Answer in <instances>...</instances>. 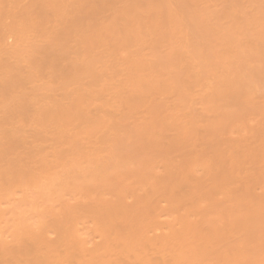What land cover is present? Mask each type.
Wrapping results in <instances>:
<instances>
[{
	"label": "bare ground",
	"instance_id": "obj_1",
	"mask_svg": "<svg viewBox=\"0 0 264 264\" xmlns=\"http://www.w3.org/2000/svg\"><path fill=\"white\" fill-rule=\"evenodd\" d=\"M250 64L260 68L264 84V0H0V161H8L16 150L20 155V149L28 148L21 150L24 158L16 157L17 164L25 159L22 165L0 167V187L19 184L23 175L21 182H26L25 171L29 173L32 168L26 160L37 155L31 153L32 148L47 141L40 132L54 127L63 132L66 129L73 136L70 130L81 133L86 120L92 123L91 116L100 121L92 123L99 126H95V133L89 129L90 122L88 130L84 128L92 132L91 136L100 132L98 129L126 130L120 135H127L122 137L128 138L131 146H125L128 143L119 137L124 141L120 149H127L123 151L126 157L120 158L129 161L133 156L129 165L132 173L139 170L138 179L141 174L147 175V182H138L141 191L133 192L129 203L114 196L99 201L103 197L100 191L99 198L90 200V207H86L89 200L82 204L88 214L83 206L80 211L74 209L76 198L74 208H70L76 211L74 216L70 209L57 207L62 214L68 213L69 218L64 215L66 221H73L75 214L80 220L88 215L97 219V234L88 223L89 235L84 229L87 236L80 232L85 240L77 232L81 227L70 228L71 220L57 226L52 220L50 223L46 213L55 209L53 205L47 206V211H36L45 217L43 223L48 218L45 225L57 227L53 238L51 232H46L51 235L45 238V230L39 228L41 220H36L39 226H33L44 238L32 234L37 240L17 239L19 242L12 241V245L0 239V264H264V85L255 75L248 78L255 69ZM252 79H256V85ZM249 84L260 89L262 96L252 85L256 91L251 90L253 96ZM23 125L44 131L35 134L40 129L33 128L26 137L16 130ZM61 133L51 141L69 143L67 148L53 144L62 148L60 153L69 149L68 155L63 154L68 156L65 165L71 157L69 152L74 155L67 161L73 166L68 167L72 172L77 169L76 174L68 176L78 183L95 177L101 185L98 177L108 176V170L116 166L107 167L110 160H105L101 152L100 157L106 161L101 164L108 170L98 173L100 154L92 152L96 144L90 153L97 163L87 164L91 168L86 163L83 166L86 159H81L80 153L87 149L81 146L83 138L75 134L83 144H78L74 136L69 142L71 136ZM101 133L94 136L96 143L105 138ZM106 139L101 143L103 148H109ZM71 142L83 149L78 145L73 149ZM53 145L59 153L58 146ZM75 155L82 162L74 160ZM14 158L9 161L14 163ZM34 158L28 162L34 164ZM113 158L110 155L111 161ZM120 158L116 159L123 162ZM89 170L94 173L92 177ZM53 172H49L50 177H54ZM62 172L59 174L71 184L72 177L67 179ZM77 172L79 177L88 175L76 179ZM58 178L54 177L55 181ZM104 181L110 186L108 180ZM46 183L51 187L37 184L44 190V197L58 188L53 191L55 184L50 179ZM82 184L83 188L76 187L86 190ZM108 185L101 187L114 189ZM104 191L105 196L112 192ZM80 212L87 216L82 217ZM32 221L26 223L31 225ZM15 224L17 233L22 234L24 226ZM89 239L91 244H87Z\"/></svg>",
	"mask_w": 264,
	"mask_h": 264
},
{
	"label": "rangeland",
	"instance_id": "obj_2",
	"mask_svg": "<svg viewBox=\"0 0 264 264\" xmlns=\"http://www.w3.org/2000/svg\"><path fill=\"white\" fill-rule=\"evenodd\" d=\"M252 64H253V63H252ZM252 64H250V65H252ZM255 66H256V65H254V66L252 65L251 69H254ZM253 67H254V68H253ZM256 68H257L258 70H257ZM256 68L253 70V75L251 74L252 76L249 75V74H250V71H251L250 69H249L250 71H249V72H246L245 74L247 75V73H249V74H248V75H249L248 78H250V77L253 78V76L255 75V78L258 79V81H260L259 84H260V85L262 84V86H263V85H264V84L262 83L263 79H261V78H263V77H260L261 75L259 76V73L261 72V70H260V68H258V67H256ZM256 70H257V71H256ZM259 70H260V72H258ZM244 72H245V70L243 71V73H244ZM257 72H258V73H257ZM243 73H242V74H243ZM251 73H252V72H251ZM245 74H244V76H245V84L247 85V84H248V83H247V82H248V78H247L248 75L246 76ZM260 74H262V73H260ZM262 76H264V75H262ZM259 77H260V79H259ZM250 79H251V78H250ZM256 79H252V80H254V82H252V83H255V80H256ZM256 82H257V81H256ZM250 84H251V81H250ZM250 84H249V85H250ZM257 84H258V82H257ZM252 85H253V84H252ZM252 85H250L249 89L252 87ZM255 85H256V83H255ZM255 85H253V86H255ZM260 85H259V86H260ZM246 87H248V86H246ZM263 87H264V86H263ZM255 88H256V86H255ZM255 88L252 87L250 90H249L248 88H247V89H248L250 92H252L251 90H252V89L254 90ZM261 88H262V87H261ZM257 89H258V88H256L255 90H257ZM263 89H264V88H263ZM263 89H262V90H263ZM255 90H254L253 92H256ZM258 90L260 91V89H258ZM258 90H257V91H258ZM253 92H252V95L255 96V95L253 94ZM263 92H264V90H263ZM257 93H258V92H257ZM259 93H260V95L262 96V94H261L262 92L260 91ZM250 95H251V94H250ZM256 96H257V95H256ZM257 97H260V96H257ZM255 98H256V97H255ZM261 98H263V100H264V95H263V97H261ZM256 99L258 100V98H256ZM259 99H260V98H259ZM259 101H261V100H259ZM86 117H87V116H86ZM86 117H83V118H86ZM89 117H90V116H89ZM91 118H92V123H95V124H96V121H97L98 119H97V120L95 119V120H96V121H95V120H93V118H94L93 116H91ZM88 119L90 120V118H88ZM82 120H83V122L85 121V119H82ZM90 121H91V120H90ZM90 121L86 120L87 125H86L85 123H82V126H83L84 124L87 126V130H88V128H89V126H88V122H90ZM94 121H95V122H94ZM99 122H100V121L98 120L97 123H99ZM90 123H91V122H90ZM92 123L89 124V125H90V126L92 125L91 127H92L93 130H91V127H90L89 129H90V131H94V133H95V130L97 131V129L95 128V126H96L97 124H96V125H93ZM51 125H55V123H54V124H51ZM80 125H81V124H80ZM242 125H243V124H242ZM86 126L82 127V129L80 128L81 126L79 127V128H80V131H81V133L79 132L80 135H79L77 129L72 128V129L70 130V132L73 131V132H72V135H73L74 137H76L75 134H78L77 136H79V139H81L80 137L83 138V143H84V144L82 143V140L80 141L79 139H77L78 137H76V138H74V139H76L77 141L79 140V141H78V142H79L78 144H81V143H82L83 145H81V146H84V145H85V147L87 148L86 150L84 149V151H83L82 153H80L81 156L83 157V158H81V159H83L84 161H85V159H86L87 162H86V161H85V162H82L81 159H80V157H79L80 160H77V159H78V158L76 157L77 154L75 155L76 159L73 158V159L76 160V161H81V162H82V163L79 162V165H80V163H81V164L86 163V165L88 164L89 166H90V165H93V166H94V165H95L94 162L97 160V159L95 158V155L98 156V154H100V155H99V157H100V156H102V155H101V152H102V154H103V152H104V155H105V156H104V155H103V156H104V158H106L105 160H110V161H111V159H110V155L113 156V157H116V158H117V157L120 158V157H123V156L126 157V154H124V153H126V151H127V149H125V148H126L125 146H126V145L131 146V145H130V143H128V140H127L128 138L125 139V138L122 137L123 134L120 135V133H122V132L125 133L126 130H124V129H123V131L120 130V133H119V132L117 131V129H119V128H115V130H113L112 127H111V129H109V128H108V129H103V130L98 129V131L100 130V132H98V133H101V132H102L103 134H102V133H101V134L104 135V137H105V138H102V140H100L101 137H102V135H101V137H100V139H99L100 142L98 141V142H99V144H98V142L96 143V141H97L96 139H97V138H96V139L94 138V136L99 137V136H97L98 133H97L96 135H94V136L92 135V136H93V138H92V136H91V133H92V132L89 134V131H86V130H85V129H86V128H85ZM130 126H131V125H130ZM77 127H78V126H77ZM96 127H97V126H96ZM127 127H129V124L127 125ZM33 128H34V127L29 126V128H28L29 130H28V129H27V125H26V126L23 125V126L17 127L16 130H17V131H20V133H22L21 135L24 136V134H25V136L27 137V136L29 135V131L32 132V129H33ZM84 128H85V129H84ZM97 128H99V126H98ZM121 128H122V127H120V129H121ZM30 129H31V130H30ZM34 129L37 130V129H40V128L35 127ZM59 129H60V128L49 127V128H47V131H46V130L44 131L43 128H42V130L44 131V133H43V132H40V131H42L41 129L38 130V133H37L36 131L34 132L35 134H39V132H40V133H41L40 137H42V136L44 135V137L47 139V141H46V140L44 139V137H43L42 139H44V141H46V143L43 141L44 143H39L38 146L36 145L37 148H36L35 146H33V147H35V148H32V150H31V153H32V154H35V153L37 154L36 156H35V155H32V156H33V158H34V157L38 158V161L36 160V158H34V164H33L32 162H28L29 160H32V159H31L32 156H31V157L28 156V157H30V159L26 160L28 165H29V163L32 164V165H31V166H32L31 170H32V169L34 170V171H33L34 173H31L30 168L27 166L28 169H29L30 171H29V173H26L27 170L25 169V170H26V171H25V176L28 175L27 179H29V180L25 179L26 182H24V181L21 182V181L23 180V178H24V175L21 174V175H23V176H22L23 178H22V180L19 178V180H20L19 184H18V182H17V185H16V183H13V184H15V185L9 183L10 185L8 184V185H9V186H8L7 183H6V186H7V187L3 184V185H4L3 189H4V188H5V190L8 189L7 191L3 190V189L1 188V187H2V184H0V185H1V187H0V197H1V198H0V199H1V200H0V204H1L0 206H1V207H0V209L2 210V211L0 210V223H1V224H0V225H1V228H0V239L4 242L3 244H6V243H7L8 245H12V243H11L12 241H14V242L16 243V242H19L18 240L22 241V240H27V239H29V240H35L36 238H37V239H40L39 237H40V236L42 237V236L46 235V232H51V233H53V232H54V229L57 228V227H56V228H51V227H54V226H57V225H61V224H65V223H67L69 220L72 221L73 218H72V219H68V220L66 221V220H65V219H66L65 216H66L68 213H67L66 215H65V214H62V212H61L57 207L62 208V209H70V208H74L76 202L74 203L75 200L73 201V199H75V198H76V200H77L78 202H77V204H76V206H75L74 209H76L77 211H78V210L80 211V209H82L81 206H83V205L85 204L86 200H89V201H87L88 203H87V206H86V207H90V206H88V204L91 202L90 200H92L95 196L98 197L100 191L103 193V195H99V196H103V197H102V199H99V201H101V200H104V201H105V199H106L107 201H109V200H112V199H109V198H112V197L114 196V199H117V198H115V197H118V198L122 199L123 201L129 203V202L131 201V199H132V193L135 192V191H141V190H140L141 187H140V185H138V184H139L138 182H142L143 180H144L143 182H147V175L141 174V176L143 175V177L140 176V179H138V178H139V175H140V171H139V170H138V171H139V173H138L139 175L137 174L138 171L135 172L136 174L133 172V173L135 174V178H134V174L132 173V171H133L134 169L132 170V169L129 168V165L132 164V163L130 164V162H131L130 160H131L132 157H133L131 154H130V157H131V156H132V157H131L130 160H129L130 157H129V158L127 157V159H128L129 161H123L124 157H123V159L120 158V160H122L123 162H121V161L119 162V160H117L116 158H115V159L113 158L114 160L112 159L111 163H110V161H108V163L113 164V165H109L108 163H106V161L104 162V158H103V157H100V158H102V159L99 158V159H98L99 161H98V160H97V161H98V165H99V167H100V169H101V172H99V171H100V170H99L98 173L101 174V173H103L102 169L105 170V169L103 168V167H105V165H103L104 163H106V166L108 165L107 167H110V169H111V167H114V166L117 167V165H119V167H118V168L114 167V169L112 168L113 171H112V169H111V171H109L108 168H106V170H108L109 173L111 172L110 174L108 173V174H109L108 176H105V175H102V174H101V176L98 177V175H97L96 177H98V179L100 180V181H98V182H100V184L102 183L101 185H99V183H97V181H96L97 178L95 179L94 176H93L94 178H89L90 176L92 177V175H94V173H92V172L89 170L92 174L90 173V175H89V177H88L89 179H86V178H85V180H87L88 182H89V180H90V182H93V183L95 184V186L93 187V185H90V184H93V183H90V182H89V184H88V182H86V181L83 182V179H82V183H83V184L80 183V182H79V183L82 184L83 186L86 185V186L84 187V188H86V190H85V189H81V190H80L79 187H80L81 185L77 182V180H76V181H73V180H74L73 178H75V177H72V176H74V174H76V170H77L76 168H78L79 166L76 167V165H75L76 168H74V170H75V169H76V170H75V171L73 170L74 172L71 171L72 169L68 168V167H71L72 165H69V162H68L67 160H70L73 154L70 155V152H69V156H71V157H70L69 159H66V160H65V162H67V164L65 165V164H64V158H67L68 156L65 157L64 155H66V154H64V153L66 152L67 155H68V152H67V151H69V149H68V150H63V151H65V152L62 151L63 153H60L61 150H59V149H62V148H60L59 146H61V147L64 148V147H65L67 144H69V143H68V142H61V141H58V140H56L57 142H55V140L51 141V139L56 138V134H58V133H61V132H62L61 134H63V133L65 132V133H64L65 135H66L67 133L69 134V131L67 132L66 129H65L66 131L64 130V132L61 131V130H59ZM73 129L76 130L77 133L75 132V134H74V130H73ZM129 129H131V127H129ZM53 130H54V131H53ZM127 130H128V128H127ZM17 131H15V134L17 133V136H18L20 133L18 134ZM121 131H122V132H121ZM124 131H125V132H124ZM128 131H129V130H128ZM128 131H127V133H129ZM66 132H67V133H66ZM13 133H14V132H13ZM32 133H33V132H32ZM42 133H43V134H42ZM235 133H236V131H235ZM235 133H234V131H233V134H235ZM68 134H67V135H68ZM236 134H237V133H236ZM65 135H63L64 138H65ZM19 136H20V135H19ZM49 136H50L51 138H49ZM69 136H71V135L69 134ZM73 136L69 137V138H70L69 142L71 141V139L73 140ZM123 136H124V135H123ZM125 136H127V135H125ZM125 136H124V137H125ZM20 137H21V136H20ZM119 137L122 138L123 140L125 139L126 142L128 143V144H125L123 150L120 149V148H122L123 146H120V143H121L122 141H121V142L119 141ZM28 138H29V137H28ZM28 138H27V139H28ZM66 138L69 139L68 136H67ZM106 138H107V139H106ZM42 139H41V140H42ZM104 139H106L107 144H109V148H110V149H109L108 147H106L105 145H104V146H105L106 148H103V147H102V146H103L102 144H103L104 141H105ZM28 140H30V139H28ZM103 140H104V141H103ZM101 141H102V142H101ZM52 142H53V143H52ZM54 142L57 143V144H60L59 146H58L57 144L55 145V146H58V150H57V151H58L59 153H57V152L55 151V150H56V147L53 145V144H55ZM73 142H74V141H73ZM75 142H76V141H75ZM123 142H124V141H123ZM123 142H122V143H123ZM126 142H125V143H126ZM50 143H51V144H50ZM71 143H72V142H71ZM71 143H70V144H71ZM76 143H77V142H76ZM76 143H75V145L72 143V144H73L72 148H73L74 146L77 147L78 144L76 145ZM101 143H102V144H101ZM105 143H106V142H105ZM72 144H71V145H72ZM95 144H96V147H95L96 149L93 148ZM52 145L55 147V148H54L55 150H53ZM64 145H65V146H64ZM71 145H69V146H71ZM99 145H100L101 147H100ZM123 145H124V143H123ZM85 147H84V148H85ZM66 148H67V146H66ZM66 148H65V149H66ZM68 148H69V147H68ZM70 148H71V147H70ZM92 148H93V149H92ZM97 148H98V149H97ZM132 148H133V147H132ZM23 149H24V150H23ZM23 149H20V153H21L20 155H21V156L18 154V150H16V151H15L16 153L13 154V156L11 155L9 160H11V158H12V160H13L14 156H15V158H16V157H18V155L20 156V159L24 158L25 155H24L23 152H25L26 150H28V148H26V149L23 148ZM73 149H75V147H74ZM76 149H77V148H76ZM78 149H83V148L79 147V145H78ZM78 149H77V150H78ZM89 149H90V150H89ZM91 149H92L93 151H92ZM137 149H138V148H137ZM21 150H22L23 152H22ZM52 150H53V151H52ZM95 150H96L97 152H96ZM128 150H129V149H128ZM139 150H140V149H139ZM139 150H138V152H139ZM141 150H142V149H141ZM35 151H36V152H35ZM50 151H51V152H56V153H54V154L51 153L50 155H48ZM70 151H71V150H70ZM80 151H81V150H80ZM91 151L93 152V154L95 153V155H93L92 153H90ZM123 151H125V152L123 153ZM133 151H134V150H132V152H133ZM142 151H143V150H142ZM75 152H76V151H75ZM75 152H74V150H73V153H75ZM77 152H78V151H77ZM77 152H76V153H77ZM86 152H87V153H86ZM22 153H23V155H22ZM31 153H30L29 155H31ZM85 153H86V155H85ZM96 153H97V154H96ZM106 153H107V154H106ZM129 153H131L130 150H129ZM141 153H142V152H141ZM141 153H140L139 155H142V157H143V161H144V160L146 161L147 159L144 158V156H143L144 154H141ZM63 154H64V155H63ZM82 154H84V155H82ZM108 154H109V156H108ZM127 154H128V153H127ZM16 155H17V156H16ZM51 155H52V156H51ZM53 155H55L57 158L54 157ZM57 155H58V156H57ZM59 155H60V156H59ZM135 155H136V153H135ZM135 155H134V156H135ZM22 156H23V157H22ZM73 156H74V155H73ZM127 156H128V155H127ZM137 156H138V155H137ZM21 157H22V158H21ZM142 157H139V156H138L137 158H142ZM15 158H14V159H15ZM97 158H98V157H97ZM133 158H134V157H133ZM137 158H136V159H137ZM49 159H52V160H50V162H49ZM9 160H8V161H7V160H1V161H0V167L2 166V168L5 169V166H3V165H6V166L9 167V166H12V165L17 164V158H16V161L14 160V161H15L14 163H11L12 160H11V162H10ZM24 160H25V159H23V161H21V160H18V161L24 162ZM39 160H40V161H39ZM71 160H72V159H71ZM71 160H70V161H71ZM137 160H138V159H137ZM141 160H142V159H141ZM32 161H33V160H32ZM41 161H42V162H41ZM97 161H96L95 163H97ZM132 161H133V159H132ZM145 161H144V162H145ZM21 162H19V164H17V166H18V165L20 166ZM43 162H44V163H43ZM112 162H113V163H112ZM49 163H50V165H49ZM74 163H75V161H74ZM101 163H103V164H101ZM114 163H115V165H114ZM136 163H138V161H136ZM136 163H133V165L136 164ZM24 164H26V163H24ZM60 164H61V165H60ZM70 164H73V163L70 162ZM75 164H78V162L75 163ZM100 164H101V165H100ZM144 164H146V162H145ZM147 164H148V162H147ZM147 164H146V165H147ZM21 165H22V164H21ZM59 165H60V166H59ZM86 165H85V167H83L84 164H83V166H82V165H81V166H82L83 168H87ZM88 165H87V166H88ZM133 165H132V166H133ZM138 165H139V163H138ZM140 165H142V161H141V164H140ZM29 166H30V165H29ZM55 166H56V167L59 166L60 168L57 167V169L54 168V169H55V170H54L53 167H55ZM89 166H88V167H89ZM132 166H131V167H132ZM25 167H26V166H25ZM25 167H22V168H25ZM72 167H73V166H72ZM82 167H81V169H82ZM143 167H145V166H143ZM143 167H142V168H143ZM2 168H0V169H2ZM51 168H52V170H51ZM58 168H59V169H58ZM61 168H62V169H61ZM67 168H68V170L70 169L68 172L65 170V169H67ZM89 168H91V167H89ZM96 168H98L97 165H96ZM119 168H120L121 170H120ZM134 168L137 169V168H139V166H137V168L134 166ZM48 169H49L50 171H49ZM60 169H61V170H60ZM94 169H95V168H94ZM94 169L92 168V170H94ZM118 169H119V171H120V172H119V175H118V172H116V171H118ZM123 169H125V170H123ZM128 169L131 170V173H127V170H128ZM143 169H144V168H143ZM146 169H147V168H146ZM45 170H48L49 172H51V171H55V172L58 173V174H59V171L62 172V170H63L62 174H65V173H66L65 177H66V176H67L68 178H69V177H72L71 180L73 179L72 181H73V182H76L75 184H76V185H80V186H78V188H77L76 185H74V183L71 181V182L73 183V185H74V186H72V183L70 184V182H67V181H69V180H65V178L63 177V175H60V174H59V175H56V173L53 172V173H54V174H53L54 177L57 178V176H59V177H61V179L63 178V181H62L60 178H58V180L55 181V179H54L53 176L50 177L52 174L49 175V174H50L49 172H48V174H47L48 176H47L46 174H44ZM56 170H57V171H56ZM64 170H65V171H64ZM78 170H79V169H78ZM84 170H85V169H82L83 172H85ZM96 170H97V169H96ZM96 170H95V172H96ZM106 170H105V172H107ZM122 170H123V171H122ZM130 170H128V172H129ZM154 170L156 171L157 168L154 169ZM154 170H153V171H154ZM125 171H126V172H125ZM145 171H146V170H145ZM145 171H143V173H145ZM155 171H154V172H155ZM46 172H47V171H46ZM46 172H45V173H46ZM64 172H65V173H64ZM79 172H80V171H79ZM87 172H88V171H87ZM93 172H94V171H93ZM122 172H123V173H122ZM141 172H142V171H141ZM148 172H149V170H148ZM23 173H24V172H23ZM69 173L72 174V176H71V175L68 176ZM73 173H74V174H73ZM85 173H86V172H85ZM85 173H83V175H84ZM88 173H89V172H88ZM115 173H117V174H115ZM124 173H125V175H123ZM146 173H147V172H146ZM33 174H34V175H33ZM78 174H79V173L77 172V175H75V176H76V179H79L80 177H81V178H84L85 176L87 177V175H88V174H85L84 177H82V176L79 177V175H81V174H79V175H78ZM96 174H97V173H96ZM103 174H106V173H103ZM113 174H115V175H113ZM21 175H20V176H21ZM29 175H33V177H30V178H29ZM45 175H46V176H45ZM122 175H123V176H122ZM137 175H138V178H137ZM20 176H19V177H20ZM77 176H78L79 178H78ZM109 176H110V177H109ZM117 176H118V177H117ZM121 176H122L123 178H122ZM128 176H129V177H128ZM145 176H146V177H145ZM14 177H15V176H14ZM14 177H13L12 179H14ZM34 177H35V178H36V177L38 178V179L36 178L35 182L33 181V180L35 179ZM67 177H66V178H67ZM119 177H121L122 180H119V179H120ZM124 177H125V178H128V179L126 180ZM131 177H132V178H131ZM25 178H26V177H25ZM31 178H32V179H31ZM40 178H42V179L44 178V179H43V180H42V179L39 180ZM68 178H67V179H68ZM141 178H142V180H141ZM12 179H11V180H12ZM30 179H31V180H30ZM49 179H50V182H52V183L54 182L53 184H55L54 187H53V189H54L55 187H58V188L56 189V192H55V193H52L51 195L46 193V196H47V197H46V196L44 197V195H42V193L44 192V190L41 189V188H39L40 186H39V185L37 186V184H38V183L41 184V185H42V188L47 187V186H48V187H51L50 184H48V183L44 184L45 182H48ZM53 179H54V180H53ZM91 179H92V180H91ZM94 179H95V181H93ZM123 179H125V180H123ZM134 179H135V180H134ZM8 180H10V179H8ZM16 180H18V178H17ZM16 180H15V181H16ZM19 180H18V181H19ZM52 180H53V181H52ZM104 180H108V182L111 183L110 186L113 187L114 189L112 190V188L108 185V183H107V184H104V183L102 182V181H104ZM6 181H7V180H6ZM6 181H5V182H6ZM27 181H28V182H27ZM80 181H81V180H80ZM123 181H124V182H123ZM132 181H133V182H132ZM5 182H4V183H5ZM7 182H8V181H7ZM10 182H11V181H10ZM13 182H14V180H13ZM95 182H96V183H95ZM104 182H106V181H104ZM130 182H131V184H130ZM135 182H136V183H135ZM52 183H51V184H52ZM84 184H85V185H84ZM97 184H98V185H97ZM134 184H135V185H134ZM12 185H13L14 187H13ZM43 185H44V187H43ZM102 185H103V186L108 185V187L111 188V189H110V190H109V189L107 190V187H106V188H105V187H101ZM126 185L129 186V188H128ZM136 185H138V186H136ZM89 186H92V188H89ZM96 186H97V187H96ZM99 186H100V187H99ZM11 187H13V188H11ZM48 187H47V188H48ZM87 187H88L89 189H87ZM47 188H45L46 191H47ZM60 188H61V189H60ZM62 188H63L64 190H63ZM81 188H83V187L81 186ZM103 188L106 189V191H108V194H110V192L112 191L111 194H110V195L106 194V195H108V196H105V194H104L105 191H104ZM137 188H138V189H137ZM40 189H41V190H40ZM50 189H52V188H50ZM50 189L48 190L49 192H50ZM53 189H52V190H53ZM68 189H69V190H68ZM52 190H51V191H52ZM79 190H80V191H79ZM83 190H84V191H83ZM116 190H117V193L119 192L118 194H120V196L115 192ZM128 190H129L130 192H129ZM4 191H5L7 194H6ZM9 191H10V192H9ZM53 191H55V189H54ZM109 191H110V192H109ZM113 191H114V193H115L117 196L114 195ZM8 192H9V193H8ZM49 192H48V193H49ZM40 193H41V194H40ZM50 193H51V192H50ZM97 193H98V195H97ZM105 193H107V192H105ZM124 193H125V195H124ZM129 193H130V194H129ZM8 194H9V195H8ZM43 194H45V192H44ZM127 194H128L129 197L131 196L129 201H127V200L129 199V197L127 196ZM9 196H10V197H9ZM11 196H12L13 200H12ZM109 196H110V197H109ZM111 196H112V197H111ZM122 196H124V197H122ZM125 196H126V198H127V197H128V198L126 199ZM3 197H5V198H3ZM96 197H95V199H96ZM105 197H106V198H105ZM98 198H99V197H98ZM63 199H66V200H68V201H70V202L73 201L72 203H74V204L71 203V204H72V205H71L70 202L67 203L68 201L66 202V201L63 200ZM84 201H85V202H84ZM92 201H93V200H92ZM97 201H98V200H97ZM97 201H95V202H97ZM113 201H114V200H113ZM93 203H94V202H93ZM82 204H83V205H82ZM90 204H91V203H90ZM6 205L12 207V209L10 210V209H9L10 207H7ZM51 205H53V207H54L55 209H53ZM85 205H86V204H85ZM91 205H92V204H91ZM5 206H6V207H5ZM47 206H48V207L51 206V208H52V211L48 210L49 213H46V214H48V216H50L49 221L52 220V221H53V224H55L54 226H53V225H52V226L50 225L51 227L45 225V224L47 223V220H48L47 217H48V216L46 217L47 220L44 221V223L46 222V223L44 224V223L42 222L41 219H44L45 217L42 218V215L38 214V212H39L38 210H40V211H41V210L44 211L45 208H47ZM3 207H5V209H6V208L9 209V210H5V209H4V210L6 211L7 214L4 213L5 211L3 210ZM79 207H80V209H79ZM86 207L83 206V208H85V211H86ZM51 208H49V209H51ZM56 208H57V209H56ZM62 209H61V210H62ZM74 209H70V210H71L70 212H72L71 214H73L72 216H74V211H75ZM32 210H34V211H32ZM55 210H56V211L59 210L61 213H60V212H59V213H58V212H54ZM89 210H90V209H89ZM36 211H38L37 214H36ZM45 211H47V210H45ZM66 211H68V210H66ZM81 211H82V210H81ZM19 212H20L21 215H22L21 217H19V216H20V215H19V214H20ZM63 212H64V210H63ZM75 212H76V211H75ZM86 212H87V211H86ZM89 212H90V211H89ZM40 213H41V212H40ZM64 213H66V212H64ZM80 213H81V212H80ZM82 213H83V212H82ZM82 213H81V215H82ZM42 214H43V213H42ZM46 214H45V212H44V215H45V216H46ZM71 214H69V215H71ZM87 214H88V212H87ZM89 214H91V212H90ZM18 215H19V216H18ZM35 215L37 216L36 218H34ZM44 215H43V216H44ZM64 215H65V216H64ZM76 215L78 216V214H75V219L72 221L74 224L72 225V222H71V224H70V226H71L70 228H72V230H73V229L75 230V229L81 227V230L78 231L79 229H77V232H79V234H80V232H81V233H83V235H85L83 231H85V233H88V232H86V224L88 223L90 226H92L93 228H95V229H94V232H95L96 234L98 233V232L95 231V230H97V229L99 230V223H98L97 219H95L92 215H88V216H87V215H84V213H83V216H82V217L87 216L86 218H87L88 220H87L86 218H84V220H80V219H79L80 216H79L78 219H79L80 221H79V222H78V221L76 222V219H77V216H76ZM6 216H7V218H8L9 216H10V217L7 219ZM17 216H18V217H17ZM40 216H41V217H40ZM67 216H68V215H67ZM16 217H17V218H16ZM31 217H32V218H31ZM82 217H81V218H82ZM18 218H19V221L17 220ZM68 218H69V216H68ZM9 219H10V220L14 219L17 223L19 222V224H20V223L22 224V222H23L22 225H21V224L18 225L16 222H14V224H15V223L17 224V225L15 224L16 226H21V227L24 226V229H20L21 227H20V228L18 227V228L20 229V231H21V230H24V232L22 231L23 236H22V234H19L20 232L17 233V232H18V229H16L17 231L15 230V226H14V224L12 223L13 221H10ZM28 219H29V220H28ZM30 219H31V220H30ZM39 219L41 220L40 223H39V225H40L39 228L41 229V227H42V229L45 230V232H44L43 230H41L40 232H42V233L44 232V233H45L44 235L39 234V230H40V229L37 228L39 225H38V223L36 222V220L38 221ZM78 219H77V220H78ZM32 220H33V221H32ZM34 220H35V221H34ZM44 220H45V219H44ZM21 221H22V222H21ZM31 221L34 222V223H32L31 225H30V224L28 225L27 223H29V222H31ZM74 221H75V222H74ZM10 222H11L13 225L10 224ZM26 222H27V223H26ZM38 222H39V221H38ZM83 222H84V223H83ZM35 223H37V224H35ZM50 223H51V221H50ZM50 223H49V224H50ZM68 223H70V222H68ZM9 224H10V225H9ZM24 224H26V226H27L28 228H27ZM49 224H48V225H49ZM51 224H52V223H51ZM6 225H7V227H6ZM33 225H35V226H37V227L34 228ZM84 225H85V226H84ZM89 225H88V226H89ZM30 226H31V227H30ZM83 226H84L85 228H84ZM88 226H87V227H88ZM90 226H89V227H90ZM47 227H48V228L50 227L53 231L49 230L50 228L47 229ZM11 228H12L13 230H12ZM22 228H23V227H22ZM33 228H34V230H35V233L33 232ZM93 228H91V232H92ZM2 229H3V230H2ZM38 229H39V230H38ZM83 229H84V230H83ZM88 229H89V232H90V228H88ZM88 229H87V230H88ZM37 230H38V231H37ZM82 230H83V231H82ZM9 231H10L11 233H13V234L9 233ZM15 231H16V233H15ZM27 231H28V234H27ZM37 232H38V233H37ZM30 233H31V234H30ZM15 234H17V235H16L17 237L14 236ZM29 234H30V235H29ZM32 234L35 235V236H34V237H36L35 239L33 238V235H32ZM47 234H48V233H47ZM49 234H50V233H49ZM49 234H48V235H49ZM93 234H94V233H91V238L93 237L92 239H94V241H97V240H98L97 236H96V238H95V236H92ZM6 235H7V236H6ZM25 235H27V236H25ZM50 235H51V234H50ZM50 235H49V236L46 235L47 237L45 236V238L50 237ZM80 235H81V234H80ZM83 235H81L80 237H82ZM88 235H89V233H88ZM12 236H13V237H12ZM20 236H21V237H20ZM51 236H52V238H53L54 233H53V235H51ZM85 236H87V235H85ZM7 237H8V238H7ZM19 237H20V238H19ZM42 238H44V237H42ZM88 238H89V236L87 237V239H88ZM17 239H18V240H17ZM37 239H36V240H37ZM50 239H51V238H50ZM82 239H83V237H82ZM85 239H86V237H85ZM85 239H83V240H85ZM92 239H91V242L95 243ZM96 239H97V240H96ZM10 240H11V241H10ZM86 241H87V244H91V243H90V239H89V240H86ZM86 241H85V242H86ZM88 242H89V243H88ZM93 243H92V244H93ZM87 246H88V245H87Z\"/></svg>",
	"mask_w": 264,
	"mask_h": 264
}]
</instances>
